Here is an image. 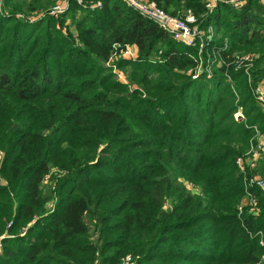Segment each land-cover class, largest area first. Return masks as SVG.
I'll use <instances>...</instances> for the list:
<instances>
[{
  "label": "trees",
  "instance_id": "trees-1",
  "mask_svg": "<svg viewBox=\"0 0 264 264\" xmlns=\"http://www.w3.org/2000/svg\"><path fill=\"white\" fill-rule=\"evenodd\" d=\"M54 1L0 0V264H121L126 255L133 264H256L264 192L252 189L257 215L238 214L235 158L252 126L264 134V113L244 69L223 64L192 79L182 71L220 38L199 53L118 0L94 9L70 0L57 17L29 19ZM156 1L222 31L224 58L256 53L252 84L264 77L258 0L210 12L203 0ZM77 10L76 33L63 32ZM115 44L135 47L137 59L112 57ZM110 59L137 87L116 80ZM260 162L264 177V152Z\"/></svg>",
  "mask_w": 264,
  "mask_h": 264
},
{
  "label": "built area",
  "instance_id": "built-area-1",
  "mask_svg": "<svg viewBox=\"0 0 264 264\" xmlns=\"http://www.w3.org/2000/svg\"><path fill=\"white\" fill-rule=\"evenodd\" d=\"M72 1H74L77 5L90 9L99 8L102 6L100 0H72ZM118 1L128 7L135 9L142 16L156 22L157 25L163 31L168 33V35L171 36V38L177 43L195 46L197 45L196 39H200V37H203L204 29L199 27L195 15L191 12H188L184 17L180 18V16L178 17L173 16L172 14L166 12L163 8H161L157 4L156 0H118ZM262 1L264 2V0ZM69 3L70 0L58 1L47 11L42 13L40 16L47 14L50 16L57 17L58 15L64 13L67 10V8L69 7ZM219 3H226L232 7L237 8L242 6L244 3H246V0H206L204 6L206 10L210 12L213 9H215V7ZM29 19L34 20L35 18L30 17ZM206 29L207 32H211L210 26ZM207 36L206 38H208ZM207 44L208 42L205 41V45ZM114 49L115 51L113 52L112 57L115 56L117 52H118L117 56L123 59L135 60L138 57L137 51L130 45H124L123 47H120L119 45L115 44ZM225 49H226V45L211 49L213 53L215 54L217 53L219 56V59L215 61V63L219 64V66L223 64L228 66L230 63H233L236 68H238L242 64H245V66L247 65L246 67L252 65V62L255 58L253 54L239 55L235 59H232L227 53V55L224 58L222 52ZM200 50L202 51L203 48L200 47ZM160 53L161 51H159V56ZM158 59L160 61V57H158ZM210 60L212 61V58ZM244 60H246V62ZM109 62L111 63L112 59H110L108 63ZM209 64L210 62H207L205 66ZM112 67L114 74L118 76L117 78L123 79L117 67L114 64L112 65ZM192 71L193 70L191 69V72ZM199 73H197V71H193L191 77L195 79L196 77L199 76ZM206 76L210 77V75H206ZM123 82H125V80H123ZM255 92L258 94L259 100H261L264 103V82H262L258 87H256ZM263 152H264V139L261 135H259L258 138H256L255 140H250L249 147H247V150L243 154H240L235 158V165L242 176L243 191H244V195L241 201L237 205V210L239 215H241L245 211H247V213H250L252 215H257L259 213V207L257 205V197L252 189L258 188L259 190L264 192V177H262V175L257 171V167L259 161L262 158ZM260 244L263 245V241H260ZM129 260L130 257H128V259L124 261L123 264H128ZM256 264H264V255L261 256L260 260Z\"/></svg>",
  "mask_w": 264,
  "mask_h": 264
},
{
  "label": "rangeland",
  "instance_id": "rangeland-1",
  "mask_svg": "<svg viewBox=\"0 0 264 264\" xmlns=\"http://www.w3.org/2000/svg\"><path fill=\"white\" fill-rule=\"evenodd\" d=\"M58 1H61V0H55L50 6H49V8L50 7H52L56 2H58ZM206 0H203V3L205 2ZM247 1V0H246ZM258 2H259V4L262 6V7H264V2L262 1V0H258ZM245 4V3H244ZM48 8V9H49ZM48 9H46V10H48ZM46 10H44V11H46ZM167 12V11H166ZM189 12V10H187V11H185V10H183L182 11V13H181V15L182 16H180V18L181 17H184L187 13ZM169 13V12H168ZM171 14V13H170ZM39 15H41V13H39L38 15H36V16H30V17H34L35 19H37V18H39L40 16ZM173 15V14H172ZM74 16V18H71L70 16H68L67 18H66V20H65V23L63 24V26H62V31L63 32H71V33H73V34H75L76 33V29H75V21L81 16V12H80V10H77V11H75V14L73 15ZM173 16H177V15H173ZM178 17V16H177ZM198 23V22H197ZM211 27V32H207V29L206 28H208V27ZM200 27V26H199ZM208 27L206 26V27H204V32H203V37H200V39H196V43H197V45H195V46H191V45H185V46H187V47H196L195 49H197L198 50V52L199 53H201L202 51L200 50V47H202V48H204V47H212V46H210V44L211 43H213V41L215 40V38L217 39H219L220 38V43H219V45H217V46H225L226 45V48H227V39H226V37H224V39H223V41L221 40V38H222V31H220V32H216L217 31V28H216V26H214V25H212V24H210V25H208ZM201 28V27H200ZM208 34H210V35H208ZM208 35V36H207ZM206 36L208 37V38H206ZM205 41L206 42H208V44L207 45H205ZM218 41V40H217ZM221 42H223V44L222 45H220L221 44ZM180 44H182V43H180ZM184 45V44H183ZM204 45V46H203ZM133 47V46H132ZM135 50H136V48L135 47H133ZM137 51V50H136ZM245 54H253L254 56H255V58H254V60H253V62H252V65H250L249 67H246L245 66V64H242V65H240L239 67H240V69H244V72H245V74H246V77H247V82L248 83H250V85H251V92H252V94H253V96H254V99H255V101H256V103H257V105H259L260 106V108H261V110H262V112L264 113V103L261 101V100H259V98H258V94L255 92V89H256V87H258L262 82H264V77L263 78H261L260 80H257V82L255 83V85L254 84H252V75H251V70H252V68L254 67V64H255V62H256V59H257V54L256 53H253V52H242V51H233V52H231V53H229L228 55L232 58V59H235L236 57H238L239 55H245ZM158 57H159V51H157L156 53H154L153 55H152V57H151V59H152V61L154 62H160L159 61V59H158ZM209 57V58H208ZM212 58V61L210 60ZM115 59V58H114ZM217 59H219V56H218V54L216 53H213L211 50H210V48H208L205 52H204V54H203V56L202 55H200V54H198V63H196V64H194V65H192V66H190L188 69H186V70H184V71H182V73H185V74H187V75H189L190 77H191V75H192V72L193 71H197V73H199V76L201 75V73H205L206 75H210V77L213 75V70L215 69V68H218L219 67V64H216L215 63V61L217 60ZM209 60V61H208ZM245 62H246V60H244ZM205 62V65L207 64V62H210V64L209 65H207V66H205L203 63ZM103 64H104V66H106V67H108L109 69H111V71L113 72V67L111 66L112 64L109 62H106V61H104L103 62ZM109 65V66H108ZM202 65V66H201ZM198 66V67H197ZM195 67H197V68H195ZM195 68V69H194ZM118 69V71L121 73V77L123 78V79H118L117 77L118 76H116V74H114L115 75V78H116V80L117 81H119L120 83H123V84H128L129 85V88L131 89L132 87L133 88H135V87H137L135 84H132V83H130V80H129V76H130V74H129V72L127 71H123V70H121V69H119V68H117ZM191 69L193 70L192 72H191ZM235 69H236V67H235ZM246 69V70H245ZM198 76V77H199ZM226 76H227V79H228V81H229V83H230V85L231 86H233V81L231 80V78H230V76L226 73ZM198 77H196L195 79H197ZM207 77V76H206ZM209 77V78H210ZM208 78V77H207ZM193 79V78H192ZM123 80H125V82H123ZM236 101H237V99H236ZM233 117L235 118V119H242V118H244V115H243V113H242V110H241V107L240 106H238V108H237V110H236V112L233 114ZM252 128L254 129V134H253V136L249 139V143H248V147H249V144H250V140H255L256 138H258V136L259 135H261L262 137H263V139H264V134L262 133V132H260L259 130H258V128L256 127V126H252ZM247 150V149H246ZM244 153V152H243ZM242 153V154H243ZM262 156H263V154H262ZM261 162L259 161V164H260ZM259 164H258V167H259ZM258 167H257V169H258ZM58 176H60V175H58ZM48 178V176H46L45 177V179H44V185H46V186H50V185H53L54 183H52L51 182V180ZM185 186H186V188L188 189V190H192V191H197V189L198 188H195V187H193L190 183H185ZM199 190V189H198ZM46 191H47V189H46ZM53 201H55V199H53ZM167 206H169V204H167ZM85 224H86V226H87V229H88V231H89V234H91L92 235V239H95V236H97V234L95 235L94 233H92L93 231H94V223L92 222V221H90V218L86 215L85 216ZM128 256L129 257H131L130 255H126V257L123 259V261H122V263L121 264H123L124 263V261H126L127 259H128ZM131 260V259H130ZM130 260H129V262H128V264H133V262L131 263L130 262Z\"/></svg>",
  "mask_w": 264,
  "mask_h": 264
}]
</instances>
